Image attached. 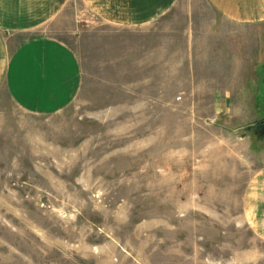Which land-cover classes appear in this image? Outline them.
Returning a JSON list of instances; mask_svg holds the SVG:
<instances>
[{
  "label": "rangeland",
  "instance_id": "1",
  "mask_svg": "<svg viewBox=\"0 0 264 264\" xmlns=\"http://www.w3.org/2000/svg\"><path fill=\"white\" fill-rule=\"evenodd\" d=\"M74 5L46 27L80 59L74 101L43 116L0 89V264H264V22Z\"/></svg>",
  "mask_w": 264,
  "mask_h": 264
},
{
  "label": "crops",
  "instance_id": "2",
  "mask_svg": "<svg viewBox=\"0 0 264 264\" xmlns=\"http://www.w3.org/2000/svg\"><path fill=\"white\" fill-rule=\"evenodd\" d=\"M180 0H0V89L24 111L48 116L67 108L82 86V67L66 38L50 34L69 9L106 24L139 27L167 14ZM224 17L264 22V0H203ZM256 4L252 12L248 4ZM76 10V9H75ZM76 13V11H75ZM257 195L256 226L264 236V170Z\"/></svg>",
  "mask_w": 264,
  "mask_h": 264
},
{
  "label": "water",
  "instance_id": "3",
  "mask_svg": "<svg viewBox=\"0 0 264 264\" xmlns=\"http://www.w3.org/2000/svg\"><path fill=\"white\" fill-rule=\"evenodd\" d=\"M251 128L257 129V130L261 131L262 133H264V122H261V123L257 124L256 126L248 127V129H251Z\"/></svg>",
  "mask_w": 264,
  "mask_h": 264
}]
</instances>
